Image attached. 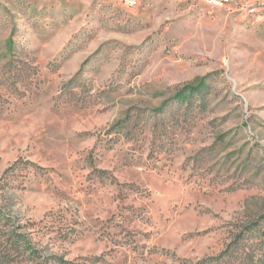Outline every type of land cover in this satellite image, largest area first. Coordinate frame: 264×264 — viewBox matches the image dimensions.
Here are the masks:
<instances>
[{
  "label": "rangeland",
  "instance_id": "obj_1",
  "mask_svg": "<svg viewBox=\"0 0 264 264\" xmlns=\"http://www.w3.org/2000/svg\"><path fill=\"white\" fill-rule=\"evenodd\" d=\"M0 264H264V0H0Z\"/></svg>",
  "mask_w": 264,
  "mask_h": 264
},
{
  "label": "built area",
  "instance_id": "obj_2",
  "mask_svg": "<svg viewBox=\"0 0 264 264\" xmlns=\"http://www.w3.org/2000/svg\"><path fill=\"white\" fill-rule=\"evenodd\" d=\"M126 1L129 5H135L137 3V0H126ZM204 2L214 7H222L229 4L231 0H204Z\"/></svg>",
  "mask_w": 264,
  "mask_h": 264
},
{
  "label": "trees",
  "instance_id": "obj_3",
  "mask_svg": "<svg viewBox=\"0 0 264 264\" xmlns=\"http://www.w3.org/2000/svg\"><path fill=\"white\" fill-rule=\"evenodd\" d=\"M21 237H22V234L17 233V234H14L13 237H9V239H11L12 240V244L15 245L17 243H20L19 241H20Z\"/></svg>",
  "mask_w": 264,
  "mask_h": 264
}]
</instances>
